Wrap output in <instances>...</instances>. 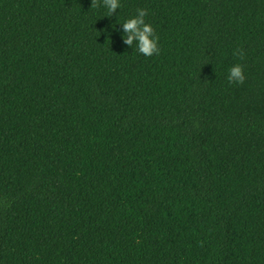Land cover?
<instances>
[{
	"label": "trees",
	"instance_id": "16d2710c",
	"mask_svg": "<svg viewBox=\"0 0 264 264\" xmlns=\"http://www.w3.org/2000/svg\"><path fill=\"white\" fill-rule=\"evenodd\" d=\"M106 12L0 0V264H264V0Z\"/></svg>",
	"mask_w": 264,
	"mask_h": 264
},
{
	"label": "clouds",
	"instance_id": "9594fccd",
	"mask_svg": "<svg viewBox=\"0 0 264 264\" xmlns=\"http://www.w3.org/2000/svg\"><path fill=\"white\" fill-rule=\"evenodd\" d=\"M103 7L107 9L105 16L111 17L117 9L121 8V0H102ZM101 7V0H91V9ZM137 14L127 19L123 25V42L133 47L135 44L136 50L145 56L151 57L159 54L160 37L156 34L155 28L146 22L145 17L148 15L147 9H137ZM236 55L240 59H244L245 53L243 49H239ZM228 81L230 84H244L246 75L244 65L235 64L229 70Z\"/></svg>",
	"mask_w": 264,
	"mask_h": 264
}]
</instances>
